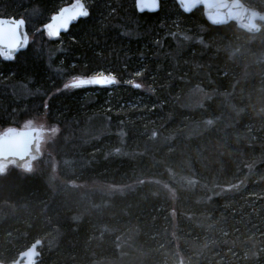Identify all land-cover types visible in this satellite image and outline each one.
<instances>
[{"label": "trees", "instance_id": "obj_1", "mask_svg": "<svg viewBox=\"0 0 264 264\" xmlns=\"http://www.w3.org/2000/svg\"><path fill=\"white\" fill-rule=\"evenodd\" d=\"M71 2L0 0L29 34L0 59V132L54 131L30 171L0 174V261L40 240L39 264H264V24L92 0L49 39ZM98 72L117 82L64 88Z\"/></svg>", "mask_w": 264, "mask_h": 264}, {"label": "water", "instance_id": "obj_2", "mask_svg": "<svg viewBox=\"0 0 264 264\" xmlns=\"http://www.w3.org/2000/svg\"><path fill=\"white\" fill-rule=\"evenodd\" d=\"M165 0H158L159 7L156 11H140L137 7V0H134L135 9L138 13H154L160 8L161 2ZM178 8L185 14H189L195 9H201L205 21L212 26H221L229 23H233L236 28L244 31L248 34H257L261 26L264 24V12L257 10L249 6L243 0H201L200 6L193 9L191 12H185L180 4L179 0H174ZM74 1L69 4L63 5L58 11L51 16L57 15L62 8L71 7ZM86 6V5H85ZM211 6V7H209ZM87 7V6H86ZM88 9V8H87ZM213 14L212 18H209L208 13ZM9 18V17H4ZM51 18L43 25L42 29L44 34L48 37L45 32L44 26L51 22ZM80 17L72 21L66 31L61 30L58 37L61 34L66 33L71 25L75 24ZM17 20L22 18H16ZM24 32L27 33L28 39L29 34L26 30V23L24 24ZM49 38V39H56ZM29 44V43H28ZM28 46V45H27ZM27 46L18 52L26 50ZM15 58V57H14ZM1 60H4L0 57ZM13 60V59H12ZM4 60V61H12ZM107 75V74H105ZM88 78V77H87ZM114 85V84H112ZM88 86H99V85H88ZM111 86V85H107ZM43 129L38 127H8L0 132V174L5 171L8 166H13L23 171H30L34 161L39 159L42 154L41 145L43 141ZM41 245L40 240H36L31 243L27 248L22 250L17 258L10 262H1L0 264H39V246ZM177 264H186L183 261H179Z\"/></svg>", "mask_w": 264, "mask_h": 264}, {"label": "snow or ice", "instance_id": "obj_3", "mask_svg": "<svg viewBox=\"0 0 264 264\" xmlns=\"http://www.w3.org/2000/svg\"><path fill=\"white\" fill-rule=\"evenodd\" d=\"M181 8L185 12H191L201 4V0H179ZM137 7L140 11H156L159 7L158 0H137ZM211 7V6H209ZM89 11L82 0H74L71 7H65L60 10L57 15L51 18V22L44 26L45 32L49 38L58 37L61 30L66 31L68 25L80 18L87 17ZM209 18H212L213 14L208 13ZM25 21L23 19L17 20L14 17L4 18L0 17V57L4 60H12L15 57L16 52L25 48L28 43V35L24 32ZM137 76L140 73H136ZM116 77L111 73L105 75L103 72L94 76L83 78L73 77V79L64 85L65 89H75L88 85L107 86L115 84ZM132 83L134 87L140 88V84Z\"/></svg>", "mask_w": 264, "mask_h": 264}, {"label": "rangeland", "instance_id": "obj_4", "mask_svg": "<svg viewBox=\"0 0 264 264\" xmlns=\"http://www.w3.org/2000/svg\"><path fill=\"white\" fill-rule=\"evenodd\" d=\"M72 1H74V0H72ZM90 1H92V0H90ZM90 1L89 0H82V2L87 6V8H88V5L90 4ZM38 30H39V28H38ZM42 31H43V29H42ZM43 33H44V31H43ZM98 73H101V72H98ZM98 73L93 74V76L98 74ZM104 74H108V73H104ZM23 127H28V128H30V127H38V128H42L43 129L44 133H43V141H42L41 150L45 146L44 139L46 141L54 132L53 129H50V128L48 129L47 128L43 118H39L37 120H31L28 123H26Z\"/></svg>", "mask_w": 264, "mask_h": 264}]
</instances>
